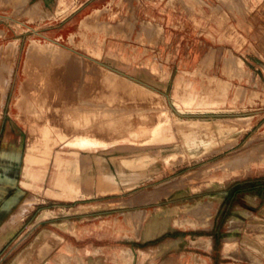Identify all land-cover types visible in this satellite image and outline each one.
Wrapping results in <instances>:
<instances>
[{"label": "rangeland", "instance_id": "1", "mask_svg": "<svg viewBox=\"0 0 264 264\" xmlns=\"http://www.w3.org/2000/svg\"><path fill=\"white\" fill-rule=\"evenodd\" d=\"M70 1L0 0V68L6 44H18L11 58L14 70L10 86L0 104V176L8 175L13 181L8 185L0 184V229L21 204L28 208L20 217L18 229L0 247V264H29L32 258L40 262L48 254L58 255L57 261L69 260L64 264H72L71 261L82 264L87 262L88 245L105 241L96 235L75 240L72 236L78 237V231L74 233L66 228L72 236L64 231L66 226L63 225L66 221L71 225L70 219L85 224L91 222L88 212L93 208L86 205L82 212L80 208L66 209L91 201L73 200L83 193L75 194L52 185V176L60 170L96 179L104 175L128 183L129 188L122 194L126 200L118 204L127 206L124 220L130 227L128 244L134 238L141 241L142 248H123L120 256L113 253L112 258L117 256L118 264H133L135 260L137 264H200L203 260L195 254L199 247L207 244L210 237L214 238L215 247H221L219 237L227 226L230 231L239 228L242 241L256 248V255H252L254 260H262L264 226L260 224H264V217L259 212L264 213V55L257 51L264 46L261 41H255L257 36L253 31L259 25L252 29L249 15L253 7L264 0H192L190 3L199 7H191L193 12H186L187 19L195 23L191 27L205 29L207 39L199 48L198 58L186 59L184 65H181L184 57L179 46L173 68L164 60L165 56L155 52L159 41L165 45L162 29L152 19H120L122 8L101 16L100 10L91 9L79 16V10L69 6ZM166 2L163 1L158 10L170 15L162 8ZM170 34L165 31L166 37ZM216 35L219 36L217 45ZM31 39L65 50V55H61V70L67 75L64 81L72 100L62 107L71 106L72 112L56 113L62 127L52 133L51 156L47 160L40 157L34 163H26L27 143L33 132L30 118L20 116L16 103L19 85L27 77L23 68L25 50ZM94 46L101 50L100 54L93 51ZM109 51L117 52L118 58H110ZM227 56H232L229 63L233 67L235 59L242 60V69L235 67L233 74L224 72L222 64ZM148 63L156 66L154 76L142 69ZM101 66L139 75L155 87L152 89ZM163 68L168 71L166 79L161 77ZM3 75L0 70L1 79ZM177 79L179 88H175ZM183 92L185 97L190 94V99L194 98L192 105L177 99L176 95ZM176 116L196 121V128L188 126L184 130H198L200 143L189 147L184 144ZM224 116L247 117V122L203 119ZM162 120L170 121L174 137L171 134L168 139L155 140L156 131L163 126ZM236 128L245 130L236 135ZM56 152L64 159L59 165L52 160ZM138 158L145 160L136 164ZM246 163L251 165L250 171L231 173ZM62 166L64 169L57 168ZM97 188L98 194L119 191L117 184L107 178L100 181ZM119 196L112 194L107 198ZM12 197L18 199L8 206ZM209 199L217 207L212 210L211 219L207 214L204 218L203 214L192 210ZM72 213L81 214L71 216ZM99 214H109V211ZM146 214L152 217L151 222L146 223L148 231L143 222ZM234 217L237 222L232 226L229 222ZM212 219L213 228L206 232V223L210 220L212 225ZM113 221L111 216L104 225L119 228V221ZM56 232L64 234L80 249L71 244L68 252H64V246L54 249L63 240ZM224 234L229 235L224 239L230 238V242L235 239L232 233ZM106 260L110 262L105 258L99 262ZM91 261L88 259V264H93Z\"/></svg>", "mask_w": 264, "mask_h": 264}, {"label": "crops", "instance_id": "2", "mask_svg": "<svg viewBox=\"0 0 264 264\" xmlns=\"http://www.w3.org/2000/svg\"><path fill=\"white\" fill-rule=\"evenodd\" d=\"M41 1L44 2V0H41ZM163 1L165 2L167 1V2L165 3L166 5H164L162 8L165 7L170 12V15H167L165 13V10L163 11L158 10V6L162 4ZM191 1L192 0H71L70 1L71 3L69 6L76 7L75 10H79L78 12L79 16L84 14L85 12L90 11L91 9L100 10V16H101L103 14H112V11L114 9L122 8V14L120 16V19H152V21L155 24H158L157 27L159 28L161 27L162 44L164 43L165 45V46H162L159 41L158 44H160L161 46L159 45L157 47V50L156 51L154 50V51L157 52L156 53L157 55L159 54L160 56H165L164 60H168V63L170 62V65L173 68L176 65V59L179 54V51H178L179 46L182 47L181 57H184L180 60L183 62L181 65H184V62L186 61V59H189V58L197 59L198 58L199 48L203 46L204 44L203 41L207 39V32H205V29L201 30L200 27H197V26L191 27L195 23L192 21V19H187L186 12L187 11L190 13L193 12L191 11V7L193 9L194 7H199L198 5L194 4V2L190 3ZM182 7H184L185 9L182 10ZM72 12H75V11H72ZM249 18H250L249 20L253 24L252 29L255 28L254 27L255 25H259V27L255 31H253L254 32L253 34L257 36V39L255 41H258V40L261 41V44H263L264 46V1H260L253 7V9L250 12ZM167 30L169 31V33H171L170 37L165 36V31ZM245 35H247L248 38H251L250 34L245 33ZM215 38H216L215 45H217L219 44L218 42L219 36L216 35ZM259 50L260 51H257V52L259 54L264 55V47L259 48ZM153 54L156 55L155 53ZM110 69L122 74L123 76L129 77L133 79L134 81L145 84L151 87L152 89L153 87H155L153 84L146 82L144 79L142 80V78H140L139 75H136V76L131 75L129 73H126L123 69H114V68H110ZM83 178H89L91 180L92 195L88 197L84 195H80L73 200H81V201L88 200V201H91L90 204H86L85 202L78 203L66 209L72 210V209L80 208L81 211L80 210L79 211L82 212L84 208H87L86 205L88 207H92L93 209L88 212V214H91V219H90L91 222L85 224L84 222L80 220H77L74 218L70 219L71 225H74L79 233L78 237L72 236L70 233H68V231L66 230V227H64L65 228L64 231L67 232L70 236H72L75 240H83L84 237L86 236L92 237V235H96V238L98 239L105 240L104 242H93V243L91 242L88 245V249H89V253L87 255L88 257L84 255L86 256V260H87L86 263L88 264V259H89L90 261L92 260L91 262L93 264H104L107 262V260L102 263L99 262L100 259H104V258L109 259L110 260L109 263H111L112 253H116L118 256H120L123 248H132L133 250L142 248L139 245L141 244V241L136 240L134 238L132 239V243L128 244L127 238L129 237L130 227L128 228L127 223L123 222L124 221L123 215L121 214V211L124 209H127V206L126 205L122 206L118 204L119 201L126 200V196H122V194L126 192L127 189L129 188L128 183L126 181H120V182L114 181L111 177L104 176V175L97 179L92 178V177H83ZM106 178L112 181L113 183H116L117 186L119 187V191H115V192L109 191V192H105L104 194H98L97 185L100 181H104V179ZM11 182L13 181L10 176L8 175L0 176V184L8 185ZM112 194L114 195L119 194L120 196L115 197V198H107V197H110ZM112 204L114 205L112 206ZM101 205H107V206H112V207L105 206L102 208L100 207ZM112 210L114 211L112 212L113 214L110 212ZM107 211H109V214H105V215L99 214L100 212H107ZM80 214L81 213H72L70 215L78 216ZM215 214L216 213H214V215ZM259 215L264 217V213L259 212ZM111 216H112V221L113 220L119 221V228H115L112 225H109V226L104 225V222H106V219L107 218L110 219ZM100 217H104L105 220L100 219ZM258 218L260 219V217ZM263 221H264V218H263ZM112 223L114 224V221ZM213 224H214V219H212V225L208 226L207 229H205L206 232L210 231L213 228ZM68 225L69 223L68 221H66L63 226L68 227ZM260 225L264 226V224H260ZM253 230L255 232V229ZM56 233L61 235L63 237V240L60 241V243H58L57 245H55L54 249L59 246H64V252H68L67 248L69 244H71L72 246H75L77 249H80V247L74 244L72 240H68L64 236V234H60L58 232ZM224 233H232L231 236L235 237V239H233L229 243V245L231 246H226L228 243L224 241V237L229 236V235H225ZM242 233H245V231H242ZM251 236L256 240H260L256 238L255 235H251ZM242 237L243 235H241V231L239 228L233 229L232 231H230L229 226H227V229L223 228L222 236L219 237V244H221V247L219 248L218 246L215 247L214 238L210 237L208 239L209 241L207 240L208 243L203 245V247H199V252L195 254L200 255V258L203 260L202 263L200 264H264V255L262 256V260L260 261L254 260V257H252V255H256L255 253L257 252L255 250L256 249L255 246L249 245L248 243L243 242ZM56 240H60V239L57 238ZM54 241L52 240V242ZM49 245L53 246V244H49ZM95 248H98L102 252L103 255H100L98 257L93 256L91 253L95 250ZM263 248H264V244H263ZM239 252L241 253L242 256L239 254ZM246 252H248L249 254L248 253L246 254ZM171 256L172 255H170L168 258H171ZM32 260H33V263H32ZM213 260H215V262H213ZM171 261H174V259ZM28 262L29 264H55V263L59 264L60 263L58 261H55L54 256H50V254L44 256L43 260H40V262L37 260V258H32L31 261H28ZM71 263L79 264L73 261H71ZM133 264H137L136 260L133 262ZM171 264H175V263L171 262Z\"/></svg>", "mask_w": 264, "mask_h": 264}, {"label": "bare ground", "instance_id": "3", "mask_svg": "<svg viewBox=\"0 0 264 264\" xmlns=\"http://www.w3.org/2000/svg\"><path fill=\"white\" fill-rule=\"evenodd\" d=\"M86 28L90 29L89 27H86ZM97 42H98V40H97ZM6 45H7L6 46L7 48H5L6 49L5 56L2 57V63L3 64H2V67L0 68V70L4 73L3 78L2 79L0 78V104L1 105L6 98L7 90L10 86V82H11V79L13 76L14 66H13V62L11 61V58L14 55L15 51L17 50L18 44L16 45L15 42H10L9 45L8 44H6ZM64 51L65 50H62L60 48V46H56L52 43H48V42H44V41L41 42L37 39H31L29 41V43L27 44V47L25 50V62L23 61L24 62V68H23L24 71L23 72H25L27 77L25 78V80H22L20 85L18 84L20 86V87L18 86L19 87V91H18L19 96L17 97L18 99L15 98V99H17L16 106H17V109H18L20 116L30 118V120H31L30 129L33 132V137L29 140L30 142L27 143V148L29 149V152L27 153V155L24 159V161L26 163L33 162V161L35 162L40 157L43 158V160H47L51 156V154L53 153V150H52L53 146L49 145V141L52 138H54L52 133L54 134L55 131L60 130L61 129L60 127H62V123H61L62 121H60V119L57 117L56 113L59 111H65V112L70 111V112H72L71 106L67 107V109H64L62 107L63 103L71 104L70 101L72 100L71 97H68L69 92H68V89H66V87H67L66 85H68V84H66V82L64 81V79L67 78V75H66V73H64L61 70V68H62L61 67V65H62L61 64V59H62L61 55H63V54L65 55ZM93 51H96L98 54L101 53V50L98 49L96 46H94ZM107 55L113 59L118 58L117 52L109 51L107 53ZM230 59L232 60V56H229V57L227 56L224 58V62L222 64L224 72H226V73L228 72L229 74H233L235 71V67L242 69V66H243L242 60L235 59L234 60L235 67H233V64L229 63V61H231ZM101 67L106 68L105 66H101ZM106 69H108L114 73H118V72L113 71L109 68H106ZM142 69L145 70L148 75L154 76V73L156 71V66L152 63H150V64L148 63V65L145 67L143 66ZM161 77H162V79H166L168 77V71L165 68H163V70H162ZM178 85H179V81L177 79L176 84H175V88H179ZM225 95H227V94L226 93L223 94V98L225 97ZM189 96H190V94L188 95V97H185L184 92H183V94L176 95L177 99L180 100L181 102H186V103L188 102L189 105H192L191 103H193L192 101L194 98L190 99ZM57 98L60 101L56 100ZM56 101L60 104L59 106L56 105L57 104ZM194 103H195V100H194ZM71 118H72V114H71V117H69V119H71ZM214 118L239 120L240 123L241 122L242 123L247 122L246 121L247 117H240V116L239 117L238 116H224V117H213V118H205L204 117L203 119L204 120H211ZM176 119H177L176 123H177L178 133L181 136L184 144L187 147H189L191 145L193 146V144L200 143V138L198 136L200 132L198 130L192 129V131H190V132H187L184 130V128L188 127V126H190L192 128H194V127L196 128V126H194L196 124V121L194 119H191V118L190 119H182L179 116H176ZM162 124H163V126L161 127V129L156 131L155 140L168 139L171 134H172V137H174V135L171 131L170 121H165V120L163 121L162 120ZM238 129L236 128V130H234V133H236V135L238 133H242L245 130V129H243L241 131L240 130L238 131ZM60 137H62V136H60ZM198 140H199V142H198ZM234 140H236V139H234ZM85 143H87V142H85ZM87 146L89 147L90 144H87ZM92 147H93V144H91L90 148H92ZM23 153H25V152H23ZM127 159H129V158H127ZM52 160H55L57 165L64 162V159L62 158V156L58 152H56L55 157ZM144 160H145V158H138L135 162H136V164H139L141 162H144ZM132 162H134V161H132ZM263 162H264V158H263ZM131 164H133V163H131ZM29 166H30V164H29ZM81 166L82 165L80 164V167ZM126 166H128V163ZM80 167H79V169H81ZM57 168H63V166L57 167ZM130 168H131V166H130ZM251 169H252L251 165L249 163H246L243 166L237 167L231 173H236V172L246 173V172L250 171ZM41 174L44 175L45 173H41ZM30 175H31V173H30ZM34 180H37L36 176H35ZM227 182H228V180H227ZM51 183L55 187L67 188L75 194H78L79 192H81L86 196L92 195L91 180L89 178L81 177L80 175H78V173L76 174V172L71 173V172L61 171V170L58 172H55L54 175L52 176ZM217 183L215 182L214 185H217ZM106 185H108V184H106ZM40 189H42V188H39V190ZM53 189H54V187H53ZM69 190H68V192H69ZM101 190H103V189H101ZM62 192L64 193V191H62ZM71 195H72V193H71ZM63 196H65V195H63ZM10 199L11 200L7 202L8 206L13 204V202L16 201V199H18V197H16V198L12 197ZM201 199H202V197H201ZM216 208L217 207L213 204V201L209 199V200L205 201V203H203L202 205H198V207H196L195 209H192V210L196 211L200 214H203L204 216H205V214H207L208 216H210V219H211L212 214H213L212 210H216ZM3 209H4V207H3ZM26 209H28L27 205L21 204L17 208L16 211H13V213L11 214L10 217L6 218V221L4 222L5 224L0 229V247L18 229V227L20 225V223H19L20 217L22 216L24 211H26ZM125 213L126 212L124 210L121 211V214L123 215V220H124V214ZM206 216L204 218H206ZM151 220H152V217L149 214H146V216L143 217L145 231H148V226L146 225V223L151 222ZM125 222L127 223V221H125ZM236 222H237V219L234 217L230 220L229 224L230 225L232 224V226H233V224ZM177 223H175V224H177ZM206 224H207V226H210L211 221L209 220V222H207ZM66 228L68 230H70L71 232H74V233L77 232V230H75V228L72 227L71 225H68V227L66 226ZM224 241H226L228 243L227 244L228 246H231V245H229L230 238H225ZM203 245H205V244H203ZM70 248H72V247H70ZM68 250H70V249H68ZM227 253H226V255H227ZM91 254L92 255L95 254L96 257L103 255L101 252H99L96 249ZM62 257H64V256H62ZM65 257H68V256L65 255ZM56 258H58V255L54 256L55 261H57ZM69 258H70V256H69ZM116 258H117V256L114 257V259H113L112 255H111V259H113L112 262L111 263L106 262L104 264H118L119 261H116ZM64 259L65 258H61L60 260H58V262H60L59 264H64V263H67L69 261V260L65 261ZM66 259H68V258H66ZM85 262H83V263L85 264ZM121 263H122V261H121Z\"/></svg>", "mask_w": 264, "mask_h": 264}]
</instances>
